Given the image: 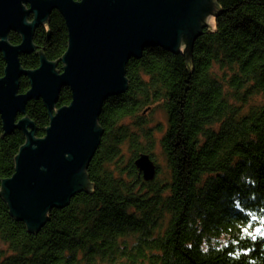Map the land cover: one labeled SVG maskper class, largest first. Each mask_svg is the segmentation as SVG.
<instances>
[{
	"label": "trees",
	"instance_id": "1",
	"mask_svg": "<svg viewBox=\"0 0 264 264\" xmlns=\"http://www.w3.org/2000/svg\"><path fill=\"white\" fill-rule=\"evenodd\" d=\"M215 4V25L203 27L191 50L148 47L129 61L127 91L109 97L99 117L104 135L88 191L52 209L38 233L0 196V241L8 246L0 264H264V0ZM9 39L21 42L17 32ZM34 43L50 61L62 58L68 29L59 12L37 27ZM21 63L33 70L40 60L33 53ZM4 68L0 54V76ZM29 88L22 77L19 93ZM255 96L260 103H251ZM70 102L64 88L56 108ZM157 105L168 117L161 143L170 177L162 183L157 175L144 181L135 165L151 155L140 137L149 135L124 124L138 118L133 127L143 128ZM26 115L43 137V100L29 101ZM25 140L19 129L5 135L0 116V188Z\"/></svg>",
	"mask_w": 264,
	"mask_h": 264
},
{
	"label": "water",
	"instance_id": "2",
	"mask_svg": "<svg viewBox=\"0 0 264 264\" xmlns=\"http://www.w3.org/2000/svg\"><path fill=\"white\" fill-rule=\"evenodd\" d=\"M215 7V0H0L5 62L0 116L5 135L19 129L26 139L15 158V173L1 183L0 196L29 233L45 226L52 209L68 206L89 190L87 169L104 135L99 117L109 97L127 91L129 61L140 59L148 47L191 50ZM54 11L68 29V48L59 61H50L34 43L35 30ZM11 32L20 35L19 44L10 42ZM33 53L39 67L24 68L21 56ZM22 77L29 80L26 93H19ZM64 88L70 89L71 102L56 108ZM34 99L43 100L50 117L43 137L36 136V124L26 115ZM135 165L144 181L155 179L151 155L140 154Z\"/></svg>",
	"mask_w": 264,
	"mask_h": 264
},
{
	"label": "rangeland",
	"instance_id": "3",
	"mask_svg": "<svg viewBox=\"0 0 264 264\" xmlns=\"http://www.w3.org/2000/svg\"><path fill=\"white\" fill-rule=\"evenodd\" d=\"M208 22L212 27L215 25V19L213 15H210ZM261 99V96H255L251 103H258V100ZM246 108L248 109V106ZM144 114L146 121H144L143 128L136 129L133 127L135 122L139 120L138 118H127L124 121V124L132 126V129L136 130V133L139 132L141 135H144L145 132H147L149 135V139H146L144 136H140L142 138L141 143H143L145 150H147L149 144H151V147L148 149V153L152 155L158 168L157 181L162 183L170 177L169 163L161 143L168 126V117L161 105L155 106L153 110L147 112V114ZM123 151L126 153V155L130 156L131 150L128 145H123ZM0 249L8 251V246L0 241Z\"/></svg>",
	"mask_w": 264,
	"mask_h": 264
}]
</instances>
